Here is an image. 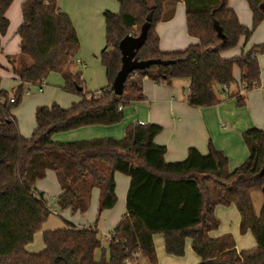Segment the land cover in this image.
<instances>
[{
    "label": "trees",
    "instance_id": "obj_1",
    "mask_svg": "<svg viewBox=\"0 0 264 264\" xmlns=\"http://www.w3.org/2000/svg\"><path fill=\"white\" fill-rule=\"evenodd\" d=\"M14 1L0 0L2 36L9 29L7 12ZM164 1L118 0V12L104 11L106 45L101 62L108 84L100 95L89 91L82 73L73 70L80 39L59 0L23 1V22L17 30L20 52L8 56L19 85L12 94L0 85V264H127L135 258L140 264L141 257L156 264V234L163 235L166 253L175 256L185 255L186 241L191 239L199 264L210 259L221 264H264V203L257 214L253 202V193L264 188V129L252 127L243 132L249 155L232 170L226 153L211 141L206 154L190 147L185 160L166 161V147L155 142L163 130L157 123L131 122L120 139L62 142L54 138L56 133L84 126L118 124L128 105L146 99V77L169 85L175 79H188L187 102L196 107L221 102L218 87L236 83L235 66L241 69L244 93L260 86L259 55L264 53V43L235 57L226 58L223 52L236 47L242 37L249 39L264 22V0H247L253 13L251 26L240 22L228 0H183L187 30L197 42L171 51L160 48L156 26L173 17L177 1L168 0L170 5ZM148 20L146 42L135 58L170 63L133 71L124 93L117 95L112 85L122 66L119 43L128 34L137 36ZM2 50L0 39V54ZM54 71L62 74L63 88L81 98L69 107L57 103L38 106L35 129L26 137L14 113L23 88L42 83ZM232 96L240 106L246 103L240 93ZM49 170L56 173L61 188L57 196L61 210L87 212L92 192L99 188V215L117 202L116 173L130 177L126 213L112 230L107 249L97 226L78 227L69 222L57 231L43 232L42 251L27 250L51 213L37 187ZM232 204L241 216V233L251 231L256 246L238 250L231 233L210 234L220 226L215 208ZM98 249L102 251L99 258Z\"/></svg>",
    "mask_w": 264,
    "mask_h": 264
},
{
    "label": "crops",
    "instance_id": "obj_2",
    "mask_svg": "<svg viewBox=\"0 0 264 264\" xmlns=\"http://www.w3.org/2000/svg\"><path fill=\"white\" fill-rule=\"evenodd\" d=\"M23 1L24 0H15L12 6H10L7 12V16L10 19V26L12 18L15 19L18 28L22 24L23 14L21 8ZM228 4L236 11L242 24L246 26L252 25L253 13L247 0H228ZM59 6L62 11L66 12L71 17L80 42L81 38L84 41L86 35L92 34L95 26L94 21L98 18L97 16L101 9L103 11V16L105 10L114 12L119 11L118 6L112 0H59ZM156 31L160 37V48L164 51L184 49L190 44L197 42V39L189 35L187 30L186 5L183 0L178 2L174 18L159 22L156 26ZM14 36L15 37H12V39H9L8 35H0L4 48L10 52L9 55H18L20 52V36L18 35L17 39H15L16 35ZM12 40L13 43H11ZM260 43H264V22L260 23L249 39L242 37L239 44L232 49L224 51L223 56L226 58L238 56L243 50H248L253 45ZM82 56H84L83 53ZM80 57L77 60L79 62H84ZM84 58L86 57L84 56ZM7 62V66L11 69L9 61ZM259 63L261 69V84L259 87L244 93L241 85V69L235 66L234 76L236 83L230 85L226 89L219 86L218 95L221 102L213 106L196 107L188 104L187 94L190 88V81L188 79H175L172 84L169 85L167 83H157L146 77L144 78V94L146 99L142 102L134 103L136 104L134 105L135 108L132 107L131 111H136L141 103H145L149 106L141 105L144 107L145 111L135 122H143L144 124L157 123L162 125L163 130L155 137V142L166 147L164 156L168 162L185 160L188 156L190 147H195L201 153L206 154L209 151V142L211 141L218 149L226 153L229 158V169L232 170L242 164L249 155L248 147L243 139V132L252 127L264 129V53L259 55ZM13 76V79L17 80L14 73ZM40 84V88H42V83ZM28 91L30 93V90ZM236 93H240V95L244 96L246 102L244 105L240 106L237 98L232 96ZM80 98L79 96L77 101H79ZM124 112H127V109H124ZM14 113L16 114V109ZM113 126L115 125L84 126L74 130L56 133L54 138L58 141L67 142L73 139L78 140L79 138L114 137L116 132ZM21 132L26 137H30L33 133L30 134V131L24 130L23 128ZM51 172L54 171L49 170L46 177L37 182V187L40 191H44V196L47 193L46 178L48 176L52 178L55 176V178H57L56 173L54 172V175H51ZM116 178H118V174ZM129 185L130 177H127L126 180L122 179V191H125L126 196ZM60 193L61 188L59 185L58 191L54 195L58 196ZM125 213L126 208L121 217ZM215 215L220 220V226L218 229L210 232L212 236L217 237L226 233H231L235 238L238 250L252 248L257 245L255 236L251 231L245 234L241 233V216L234 204L229 206L218 205L215 208ZM117 221L118 218L114 223H117ZM70 223L76 225L73 222ZM111 232L112 230L104 234V237L107 238L108 234L111 236ZM99 236H101L100 233ZM154 241L158 257V262L156 264L200 263V257L192 249L191 239L186 241V252L183 256H175L166 253L162 234H156L154 236ZM108 245L109 239L107 238V245L103 247L107 249ZM28 246L29 245H27V248ZM96 257L99 258L100 256L96 255ZM144 261L149 264L145 259Z\"/></svg>",
    "mask_w": 264,
    "mask_h": 264
},
{
    "label": "rangeland",
    "instance_id": "obj_3",
    "mask_svg": "<svg viewBox=\"0 0 264 264\" xmlns=\"http://www.w3.org/2000/svg\"><path fill=\"white\" fill-rule=\"evenodd\" d=\"M119 10V4L117 0H112ZM177 1L175 4V11L172 18L175 16L176 7L180 0H171V2ZM165 4L170 5L168 0L164 1ZM13 4V3H12ZM12 6V5H11ZM22 12V8H21ZM20 12V13H21ZM98 18L94 21L95 26L91 35H86L85 40L81 38L80 49L77 53L76 61L73 66L74 71L81 72L83 78H85V86L89 91H96L101 87L107 85L108 78L106 74V69L101 62V50L106 44V26L103 16V11L101 9L100 13L97 16ZM170 18L169 20H171ZM168 21V20H167ZM17 27V28H16ZM18 25L15 19L12 18L11 26L6 33L9 39L12 37H18ZM10 42V41H9ZM2 43V42H1ZM13 43V40L12 42ZM3 50L0 54V85L3 89L12 94V89L19 85L17 80L13 79V73L11 69L7 66V56L10 54L4 44L2 43ZM8 48V47H7ZM86 57L84 58V56ZM81 56V57H80ZM83 59L84 62H79L78 58ZM88 58V59H87ZM147 79H150L149 77ZM183 80V78H181ZM151 80V79H150ZM64 78L62 74L58 71L51 72L48 77L42 82V91L40 90V83L35 84H26L23 88L22 99L18 107L16 108V116L20 128L30 131V134L33 132V129L36 126L35 111L36 108L40 105H52L54 103L60 104L64 107H69L73 102L79 99L77 94L68 92L63 88ZM30 90V93H28ZM134 103L128 105L124 112L123 119L115 124L114 131L116 135L114 138H123L126 134V128L131 122H135L137 118L141 117L145 109L141 105H146L145 103L139 104L136 111H131L134 107ZM113 136V135H110ZM93 138H79L78 140H88ZM71 141H75L74 139ZM65 142V141H62ZM51 175H54V172H51ZM118 178H116V192H117V202L114 207L103 211L100 215L98 213L99 208V198H100V189L95 188L92 193L91 205L87 212H73L70 208L61 210L58 206L57 196L54 195L58 191L59 183L57 178L53 176H48L47 181V193L44 198L48 202V206L51 208V213L48 216L47 220L44 222L42 227L35 233L34 239L28 245L27 250L30 252H40L45 248L43 232L46 230L57 231L60 228L66 227L69 222H73L79 226H97L99 229L100 237L102 239V246L107 245V238L104 237V234H107L110 230H113L115 224H117L121 218V215L124 213L126 208V194L125 191H122V179H127V175L117 172ZM43 191V190H41ZM264 191H255L253 193V202L255 206L256 213L259 214L264 203ZM118 218L117 223L114 221ZM101 249L96 251L97 256H101ZM142 264H147L143 258H140Z\"/></svg>",
    "mask_w": 264,
    "mask_h": 264
},
{
    "label": "water",
    "instance_id": "obj_4",
    "mask_svg": "<svg viewBox=\"0 0 264 264\" xmlns=\"http://www.w3.org/2000/svg\"><path fill=\"white\" fill-rule=\"evenodd\" d=\"M149 30V20L143 24L140 33L136 35L128 34L119 43V48L122 53V66L116 74L113 81V91L117 95H122L125 89V83L130 73L135 70H143L152 65L164 64L168 65L170 61L163 59H136L137 50L140 49L146 42ZM80 89V88H79ZM264 191V188H263ZM39 197L44 198V191L39 192ZM207 264H221L212 259L207 261Z\"/></svg>",
    "mask_w": 264,
    "mask_h": 264
},
{
    "label": "built area",
    "instance_id": "obj_5",
    "mask_svg": "<svg viewBox=\"0 0 264 264\" xmlns=\"http://www.w3.org/2000/svg\"><path fill=\"white\" fill-rule=\"evenodd\" d=\"M136 28V27H135ZM227 87H225V89H226ZM40 90L42 91V88H40ZM28 93H29V91H28ZM103 93V91L102 90H98L97 91V94L98 95H100V94H102ZM15 101V99L12 97L11 98V102H14ZM141 124H144L143 122H140ZM108 237V239L110 240L111 239V236L108 234L107 235ZM127 264H139V260L137 259V258H135V260L134 261H132V260H128L127 261ZM140 264H142V263H140Z\"/></svg>",
    "mask_w": 264,
    "mask_h": 264
}]
</instances>
